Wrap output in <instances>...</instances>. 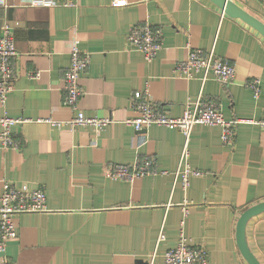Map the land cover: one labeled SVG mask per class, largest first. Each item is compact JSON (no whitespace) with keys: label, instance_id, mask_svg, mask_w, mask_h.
I'll return each instance as SVG.
<instances>
[{"label":"crops","instance_id":"obj_1","mask_svg":"<svg viewBox=\"0 0 264 264\" xmlns=\"http://www.w3.org/2000/svg\"><path fill=\"white\" fill-rule=\"evenodd\" d=\"M27 1L0 6V33L7 23L18 52L0 116L25 118L11 126L18 148L0 145V194L4 180L42 186L46 211L13 216L17 238L7 242L4 257L13 264H148L153 257L161 264L184 218L185 235L204 245L208 264H248L235 231L240 213L264 201V129L255 121L264 108V37L211 0H77L72 7ZM233 1L264 23L262 0ZM143 22L161 30V47L150 60L126 39L129 28ZM73 38L90 53L77 108L111 119L99 131L45 121L74 114L61 102ZM189 48L228 59L233 80L223 85L209 76L201 84L198 76L178 75L175 63ZM35 71L37 77L28 75ZM252 77L259 79L257 98L247 86ZM134 91L171 116L201 93L217 100L226 118L253 121L237 123L231 145L221 142L218 126L195 124L188 162L203 173L189 176L183 188L175 171L184 134L158 124L137 131L126 124L135 115ZM143 155L154 157V173L133 180L106 175L113 164ZM159 232L164 237L157 242ZM245 239L264 264V211L248 219Z\"/></svg>","mask_w":264,"mask_h":264},{"label":"built area","instance_id":"obj_2","mask_svg":"<svg viewBox=\"0 0 264 264\" xmlns=\"http://www.w3.org/2000/svg\"><path fill=\"white\" fill-rule=\"evenodd\" d=\"M264 4V0H262ZM77 0H28L32 6H75ZM9 0H0V6H8ZM129 46L142 52L146 60L152 59L161 47V30L149 22L133 24L126 36ZM13 33L7 23L1 25L0 33V105L5 106L7 94L13 89L15 78L12 60L17 56ZM69 62L66 67L63 81L62 104L71 108L74 114L67 120L45 121L56 126L68 124L89 125L96 131L101 130L111 119L108 117L87 116L78 110L77 102L83 94L79 84V77L84 72L90 61V53L81 50L78 40H73L68 45ZM174 72L184 78L199 77L201 84L211 76L223 85L231 82L235 75L232 62L209 50L207 52L199 48H189L187 57L177 61ZM29 76L37 77L38 71L28 72ZM247 86L255 98L258 97L260 87L259 79L252 77L247 81ZM130 105L134 116L126 118L124 122L131 125L134 130L147 128L151 124H158L168 128L179 129L185 137L183 147L179 154L178 167L175 176L180 177L183 188L188 185L189 176H198L203 172L193 168L188 162V139L192 127L197 123L216 125L220 128V140L224 144L231 145L234 140L237 123L240 121H253L244 118H226L217 100L197 95L194 100L184 103L182 113L179 116H171L155 104L143 91H134L130 97ZM25 118L11 117L7 114L0 116V145L3 148H18L19 140L11 133V126L17 122H23ZM264 129V108L261 116L255 120ZM144 140V139H143ZM155 172V160L153 156L143 155L131 164L115 163L106 172L112 179L133 180ZM45 190L42 186L29 188L25 182L20 184L4 180L0 194V254L3 255L2 264H13L4 257L7 242L17 238L16 226L13 216L25 212L46 211ZM183 214L187 212L182 207ZM181 228L175 246L168 248L162 258L161 264H208L207 252L202 244L192 243L185 235L183 226L184 218L180 220ZM164 234L159 232L157 242L162 240ZM148 264H153V257Z\"/></svg>","mask_w":264,"mask_h":264},{"label":"water","instance_id":"obj_3","mask_svg":"<svg viewBox=\"0 0 264 264\" xmlns=\"http://www.w3.org/2000/svg\"><path fill=\"white\" fill-rule=\"evenodd\" d=\"M217 5L224 13L231 17H237L255 28L264 37V23L258 18L249 14L246 10L236 4L233 0H211ZM264 211V201L255 203L244 209L236 222V242L240 253L248 264H260L259 260L249 249L245 239V226L250 217Z\"/></svg>","mask_w":264,"mask_h":264}]
</instances>
